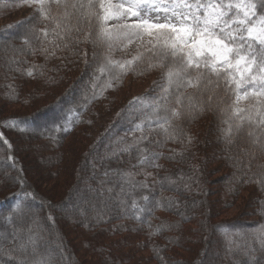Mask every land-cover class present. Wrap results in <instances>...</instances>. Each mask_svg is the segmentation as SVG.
<instances>
[{"label":"trees","instance_id":"16d2710c","mask_svg":"<svg viewBox=\"0 0 264 264\" xmlns=\"http://www.w3.org/2000/svg\"><path fill=\"white\" fill-rule=\"evenodd\" d=\"M29 29L0 37L1 41L18 47L17 50L29 51L22 59L16 55L18 63H10L13 69H20L14 70L17 73L13 72L11 82H0V95L9 107L0 102V237H5L0 243L4 251L18 248L17 239L31 236L37 251L48 254L51 264H56L57 257V264H180L182 260L185 264H264V246L255 236L258 226L264 225V191L255 182L245 183L264 172V151L252 145L244 134L234 135L232 143L225 140L222 129L227 125L222 123L224 117L219 111L223 105L217 107L223 91L215 90L211 109L205 106L203 112L194 113L190 120L174 121L192 138L191 144L185 138L183 143L168 141L157 147L155 141L163 137L158 131L148 134L142 147L162 152L164 157L172 155L173 149L183 153L171 160L161 158L157 163L162 168L148 167L142 171L133 167L136 152H118L115 146L110 150L116 155L98 157L102 145L109 140L111 127L105 128L107 133L91 138L85 137L83 127L91 122L89 118L99 114L103 105L111 107L117 115L128 110L135 103L134 97L125 101L119 88L141 69L137 73L128 72L122 84L108 88L89 103L83 97L92 95L96 61L92 60L88 77L81 85L80 75H74L71 64L74 60L42 58L39 50L44 46L51 50V45L33 39L30 46L36 52L31 54L30 46L23 41ZM83 33L73 32V36ZM65 49L72 53L74 43L57 51ZM33 64L45 65L43 77L34 79L25 74ZM30 80L40 83L42 88L22 91L21 82ZM8 85L13 86L14 94ZM95 91L99 94L100 88ZM194 91L188 88L185 94ZM70 109H75V114L70 115ZM208 115L215 120L207 119ZM141 118L140 113L122 128L127 133L123 141L131 143L127 140L133 134L141 135L131 131ZM8 120H16L18 126H5ZM70 141L74 145L71 149L67 146ZM65 146L74 153L64 150ZM67 155L73 158L67 159ZM145 171L154 179L150 183L147 180L149 187L145 189H132L121 176L122 172H130L135 181H144L145 178L139 177ZM44 172L48 177L43 176ZM181 174L183 180L179 179ZM166 176L176 183L164 181L163 187L156 183ZM42 184H52L57 192H44ZM64 186L66 190H57ZM98 192L103 199L90 204L92 211L88 213L85 207H80L86 212L85 217L71 215L73 210L71 214L66 212L77 204L79 209L80 203ZM142 196H148L149 200L141 199ZM164 198L171 199L170 206ZM133 200L140 208L152 211L140 213L138 208L131 207ZM233 209L237 213L226 218V211ZM212 249L219 251L222 259H209ZM10 254L20 256L18 251ZM0 264L19 261L0 255Z\"/></svg>","mask_w":264,"mask_h":264},{"label":"snow or ice","instance_id":"6c2138e0","mask_svg":"<svg viewBox=\"0 0 264 264\" xmlns=\"http://www.w3.org/2000/svg\"><path fill=\"white\" fill-rule=\"evenodd\" d=\"M20 4L33 7L34 12L27 21L18 24L36 20L52 25L51 28L47 24L44 28L33 25L23 37L29 46L33 39L40 40L42 45H51V50L47 46L39 50L45 61L55 56L57 49L70 48L73 43H91L94 48L102 49L99 55L93 52L96 63L92 95L83 97L89 103L108 88L122 84L128 72L137 73L138 69H141L138 74L151 70L161 72L163 83L154 82L161 88L157 97L133 98L141 105L142 118L131 131L141 135L133 136L131 143L123 139L119 142L124 146L118 152H136L133 167H140L142 171L148 167L162 168L157 163L161 158L171 160L176 155L182 156L183 153L173 149L170 150L172 155L164 157L162 152L142 145L149 133L157 131L163 137L155 141L157 147H163L168 141L183 143L185 138L191 144L192 138L174 121L190 120L194 113L203 112L205 106L211 109L216 89L224 93L217 107L223 105L219 111L224 117L222 123L227 125L222 129L225 140L232 143L234 135L244 134L252 145L264 151V0H20ZM84 24L87 30L81 27ZM16 26L8 25L4 31ZM81 31L83 38L73 36V32ZM133 45L134 51L130 47ZM30 51L35 55L36 49L30 46ZM115 52H123L124 56L115 58ZM72 54L80 55V52L72 50ZM84 62L88 63L86 59ZM44 69L45 65L33 64L25 74L34 79L43 77ZM12 70L20 71L18 67ZM49 81L55 83L51 78ZM8 87L14 94L13 86ZM98 87L99 94L95 91ZM188 88L194 89V93L186 95ZM69 114H75V109H70ZM4 124L18 126L16 120ZM148 175L150 173H145L144 181H135L132 173H121L132 189L148 188ZM179 179L183 180L184 176L181 174ZM164 181L176 183L168 176L156 183L163 187ZM250 182L257 183L264 191V172L254 181H245ZM141 199L148 201L149 197ZM164 199L170 206L171 199ZM160 203L156 201L157 205ZM131 207L138 208L140 213L152 211L140 208L135 200ZM255 236L264 246V225L258 226ZM3 239L5 237H0V241ZM17 251L19 257L10 254ZM0 255L17 259L19 264H51L50 256L37 251L36 241L31 236L27 244L9 252H5L0 243Z\"/></svg>","mask_w":264,"mask_h":264},{"label":"rangeland","instance_id":"374dc122","mask_svg":"<svg viewBox=\"0 0 264 264\" xmlns=\"http://www.w3.org/2000/svg\"><path fill=\"white\" fill-rule=\"evenodd\" d=\"M33 12H34L33 7H29L27 5H21L20 0H0V37L8 36L9 34H12V32L15 33L17 31L22 30L23 28H32L33 25H35L36 28H44L46 26V24L49 28L52 27L50 22H42V24L40 26H38V24L41 22H37L36 20L29 21V22L24 23L22 25L18 24V22H20V21H27L28 18L33 15ZM109 23H115V22L110 21ZM8 25H17V26L11 28L8 31H4V29ZM19 28H21V29H19ZM82 28H85V30H87L86 29L87 27H82ZM83 35H84V33L82 35H80V37L83 38ZM16 45H17V43H16ZM130 47L133 51L135 50V45L130 46ZM17 48H15L8 41H6V42L1 41V44H0V82L3 80H7V82H11L9 78L12 76L13 72L14 73H17V72L12 70L13 66L10 67V62L13 61L14 59H16L17 56H18L17 57L18 59L19 58L22 59V56L24 57L29 52L27 50L26 51L27 53H25V50L24 51L17 50ZM74 50L79 51L80 55H73L71 53V51H67V50L66 51H57L56 50V55L51 57L47 61H54L60 57L66 59L68 62H71L74 60V63L71 62V64H74V75L75 76L80 75V79H81L80 84L82 85L83 81H85L88 77V71L91 68L90 65H91V62L93 60V52L95 51L97 53V55H99V52L102 51V49L94 48V46L91 43H82L79 45L74 44ZM113 55L115 58H120V57L124 56V53L123 52H115ZM42 58L45 59L44 56H42ZM18 59H16V61ZM85 59L88 61L87 64H85V62H84ZM66 67H69V66H66ZM5 74H8V75L5 76ZM4 76H5V78H3ZM154 82L163 83V81L161 80V72L159 70H153L152 72H145L144 71L143 74H138L137 76H133V78H128V80L126 81V84L119 88L120 89L119 94H120V96L121 95L124 96L125 101H126V99H129L132 97H148V98L157 97L161 92V88L159 87L158 83H154ZM21 83L23 85L22 91H25L26 89H28L27 92H30L31 90H34L36 88L40 89L43 86L40 83L35 82V81H31V80L26 81V82H21ZM0 102H3L4 103L3 105L6 106L7 108H9L7 105L8 103L6 101H4V99L2 98V94L0 95ZM100 109H101V111H99V114L97 116L89 118V120H91V122L89 124H86L89 126L85 125L86 127L85 126L83 127L84 132H86L85 137H87V138H91L92 136H94V135L96 136L98 134L103 135V133L108 132V131H105L106 130L105 128L109 129L111 127L110 134L107 135V136H109L108 137L109 140L106 141L102 145L101 149L97 153L98 157H102L104 155H107L108 153L113 154V150H110L113 148V146L117 147V149L123 147V145H122L123 143H119V142L121 141V139L123 137L126 136L127 133H126V129H122V128L126 127V125H128V124H131L136 119V117H138V115L141 113V111H140L141 105L139 102H135L128 110H126L125 112H120L118 115L114 112V110H112L111 107H107V106L103 105L100 107ZM145 111H147V110H145ZM205 116H207V114ZM211 116L212 115H210V116L208 115L207 119L212 120V121L215 120V118L213 119V116H212V118H211ZM92 123H93V125H92ZM128 136H131V135H128ZM133 136H135V134H133L130 138L127 137V138H129L127 141H132ZM68 143L69 144H67V146L70 147L72 145L71 141ZM72 146H74V145H72ZM70 149H71V147H70ZM64 150H66L70 154L74 153L73 150H68V147H66ZM47 153H49V151ZM65 158H66V156H65ZM68 158L71 159L73 157L71 155H67V159ZM45 159H48L47 155L45 156ZM61 159H64V157H62ZM65 161H66V159H65ZM62 167H64V166H62ZM36 168H37V166H36ZM146 169L147 168H145V170ZM61 171H63V170H61ZM145 173H149V172L145 171ZM145 173H144V175H142L144 177L141 176L139 178L140 179L145 178ZM45 174L46 173L44 172L43 176H46ZM38 175H39V172H38ZM60 175L63 176L62 173H60ZM46 177H48V176H46ZM147 180H149V183L154 180L151 173H150V175L147 176ZM54 181L55 180H53L52 182H54ZM48 182L50 183V181H48ZM42 185L43 186L41 187V189L46 193H50L54 189L52 184H50V185L42 184ZM151 185L154 186L153 184H151ZM65 187L66 186L57 187V190L58 191L66 190ZM39 188H40V186H39ZM55 192H57V191H53L52 193H55ZM99 192H100V190H99ZM99 192H98V195L96 194L93 197L91 195V197H88L86 201L80 203L79 209H76L78 207V204H77V207H74V209L68 208L66 210V212L68 214H71V212L73 210L71 215L75 214V215H78L80 218L85 217L86 212L89 213L90 211H92L90 208V204L96 203V202L101 201L103 199L100 196ZM80 207L81 208L85 207L86 212L83 210H80L81 209ZM226 212H227V213H225L226 218H232V216L235 215V213H237L236 209H233L229 212L226 211ZM32 221H33V219L31 218L29 222L31 223ZM28 240H29V238L17 239L19 246L22 244H27ZM81 251H83V250H81ZM182 251L183 250H180V252H182ZM16 256L17 255H13V257H16ZM222 256L223 255L219 251H216L214 249H212L208 254V258L209 259L214 258L213 260L220 259V258L222 259ZM54 262L56 264L58 263V257L55 258ZM180 264H185V261L182 260V262Z\"/></svg>","mask_w":264,"mask_h":264}]
</instances>
